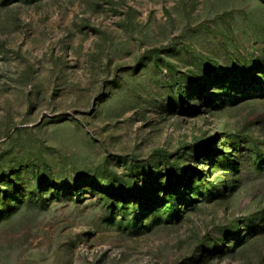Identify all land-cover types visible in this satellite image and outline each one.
Returning a JSON list of instances; mask_svg holds the SVG:
<instances>
[{"label":"rangeland","instance_id":"1","mask_svg":"<svg viewBox=\"0 0 264 264\" xmlns=\"http://www.w3.org/2000/svg\"><path fill=\"white\" fill-rule=\"evenodd\" d=\"M0 264H264V0H0Z\"/></svg>","mask_w":264,"mask_h":264}]
</instances>
